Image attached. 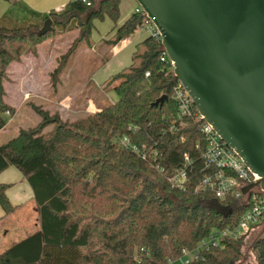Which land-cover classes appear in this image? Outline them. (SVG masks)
I'll return each instance as SVG.
<instances>
[{
	"label": "trees",
	"instance_id": "16d2710c",
	"mask_svg": "<svg viewBox=\"0 0 264 264\" xmlns=\"http://www.w3.org/2000/svg\"><path fill=\"white\" fill-rule=\"evenodd\" d=\"M6 1L9 7L0 15V129L4 114L14 112L3 97L9 63L34 53L57 31L78 30L51 73L54 86L77 45H93L92 20L111 19L112 34L102 43L114 47L144 17L133 11L117 25L119 0H70L45 13ZM162 52L160 39L146 35L130 63L101 84V91L116 93V101L105 100L73 121L31 104L39 122L0 144V172L13 166L25 177L39 216V229L1 252L0 264H168L213 228L238 222L247 209L243 197L220 199L197 187L210 172L203 160L206 138L198 121L178 116L177 79L160 60ZM161 95L163 104L152 105ZM186 157L183 186H174L168 178ZM9 186L0 183L5 216L17 207L7 197ZM245 237L226 239L188 264H240ZM251 251L254 264H264V234Z\"/></svg>",
	"mask_w": 264,
	"mask_h": 264
},
{
	"label": "water",
	"instance_id": "95a60500",
	"mask_svg": "<svg viewBox=\"0 0 264 264\" xmlns=\"http://www.w3.org/2000/svg\"><path fill=\"white\" fill-rule=\"evenodd\" d=\"M172 72L264 192V0H135ZM166 99L159 96L152 105Z\"/></svg>",
	"mask_w": 264,
	"mask_h": 264
},
{
	"label": "rangeland",
	"instance_id": "374dc122",
	"mask_svg": "<svg viewBox=\"0 0 264 264\" xmlns=\"http://www.w3.org/2000/svg\"><path fill=\"white\" fill-rule=\"evenodd\" d=\"M134 6V0H119L117 25L134 11ZM113 26L114 23L108 17L92 20L89 40L93 45H87L84 41L77 45L54 86L51 73L57 66L60 56L78 36V30L57 31L37 45L34 53L23 54L18 61L9 63L6 78L3 80L5 92L3 97L6 103L14 108V112L4 114L8 126L0 132V144L14 137L19 129L32 127L39 122L40 116L33 110L31 104L40 106L50 114L58 113L63 120L73 121L95 111V106L105 100L116 101V93L113 90L101 91V87H97L98 83L130 63L132 42L145 30L142 27L137 28L127 41L120 44V47H125L119 52V45L111 48L102 43V39L108 38ZM81 109L85 111L82 112ZM18 186L17 182L16 187ZM32 206L33 203L28 202L13 215L12 218L20 227L26 229L33 222V218L35 219V213L31 211ZM263 234L264 222H261L245 237L241 247L243 256L240 264H254L251 247ZM168 264L183 263L181 259H177Z\"/></svg>",
	"mask_w": 264,
	"mask_h": 264
},
{
	"label": "built area",
	"instance_id": "2783aa9c",
	"mask_svg": "<svg viewBox=\"0 0 264 264\" xmlns=\"http://www.w3.org/2000/svg\"><path fill=\"white\" fill-rule=\"evenodd\" d=\"M81 1L89 5L88 0ZM134 11L143 13L141 27L144 28L145 33L159 38L158 30L141 8L136 6ZM160 60L168 62L172 67V61L168 59L164 50ZM173 97L176 102L178 116L192 118L194 122L198 121V130L206 138L203 160L210 172L204 176L197 187L213 190L220 199L226 195L241 196L247 205L246 211L235 225L225 228H213L208 235L199 240L194 248H183L179 259L183 264H188L191 260L198 258L201 252L213 247L223 246V241L226 239H239L247 236L256 225L264 222V192L256 184L249 188L246 193H242V188L257 182L259 176L245 165L232 148L219 139L213 127L199 114L192 99L178 80L174 86ZM122 142L127 144L126 138H123ZM186 160L185 164L174 170L168 178L172 185L183 186L186 178L187 157Z\"/></svg>",
	"mask_w": 264,
	"mask_h": 264
},
{
	"label": "crops",
	"instance_id": "0c3cea01",
	"mask_svg": "<svg viewBox=\"0 0 264 264\" xmlns=\"http://www.w3.org/2000/svg\"><path fill=\"white\" fill-rule=\"evenodd\" d=\"M70 0H22V2L31 10H34L39 13L50 12L52 10H60L64 5ZM135 1V0H134ZM137 4L135 2L134 9ZM9 7V2L2 0L0 2V15ZM112 34V31L108 33V37ZM147 34L144 32L140 37L135 38L132 42L133 48L131 54L134 50V46ZM105 37L104 39H106ZM128 39V38H127ZM127 39L120 41L117 45L111 48H116L119 45V52L125 47L121 46V43L127 41ZM111 56V55H110ZM131 58V57H130ZM109 59V58H108ZM107 59V60H108ZM106 60V61H107ZM125 67V66H123ZM122 67V68H123ZM106 80V79H105ZM104 81V80H103ZM102 81V82H103ZM102 82L98 83L97 87H101ZM117 99V97H116ZM96 109V106H95ZM80 111H85L80 110ZM8 125H5L0 132L4 131ZM13 180H17L14 181ZM19 183V186L16 187V183ZM0 183H8L10 186L6 190L7 197L12 205H16V209L9 215H4V212L0 206V251H3L4 248L9 247L18 240L26 237L27 235L37 231L39 229V216L37 212V206L33 199V193L31 187L29 186L25 177L13 166L7 167L5 170L0 172ZM32 202V212L35 213V219L26 229L20 227L17 222L12 218L16 211L24 207L27 203ZM29 228V229H28ZM29 230V231H28Z\"/></svg>",
	"mask_w": 264,
	"mask_h": 264
}]
</instances>
